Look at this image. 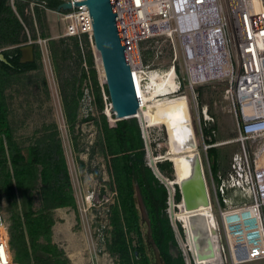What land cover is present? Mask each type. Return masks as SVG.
Returning a JSON list of instances; mask_svg holds the SVG:
<instances>
[{
	"label": "rangeland",
	"instance_id": "rangeland-1",
	"mask_svg": "<svg viewBox=\"0 0 264 264\" xmlns=\"http://www.w3.org/2000/svg\"><path fill=\"white\" fill-rule=\"evenodd\" d=\"M17 2L25 4L22 16L16 10ZM7 4L12 7L21 22L22 38L27 39L21 44L35 43L40 52L38 69L11 76L4 88L13 140L25 151L31 144L40 143L44 146L51 144L53 132L56 130L75 199L74 206H55L53 201L40 192L41 182L38 176L31 206L34 212H39L47 221L50 220L49 240L41 236L35 247H32L26 239V247L30 254L26 263H20L10 248L12 256L10 264H38L39 260L47 261L49 264H134L137 238L124 227L122 213L117 205V192L109 165L110 157L105 151L100 130L101 113L105 114L106 107L110 109V100L104 90L105 82L101 79L104 74L101 63L98 64V54L89 40V46L94 52L103 110L94 101V88L87 63L88 46L82 35H79L81 58L74 49L64 58L58 52L56 69L49 41L66 37L63 36V24L56 9L38 6L40 18L44 21L43 27L37 20L35 2L7 0ZM42 31H46L47 36H41ZM38 39L40 43L37 42ZM14 46L0 38V51ZM139 50L145 72H150L145 75L134 71V83L139 99V110L136 114L144 119L142 126L146 164L149 167L153 164L158 170V165L162 166V173L159 172L169 188L168 193L167 191L165 194L159 191L155 193L163 220L162 230H165L168 236L169 251L173 257H180L183 264H264V258L237 263L232 261L228 234L220 209L231 210L232 207L228 206H233L235 199L240 202L244 198L238 197L237 194L236 197L232 188H229L224 190L222 196L231 198L232 202L227 201L224 206L218 190L216 196L215 190L219 181L210 170L212 160L207 153L208 143L201 114L198 121L196 109L189 100L190 95L185 93V81L178 72L180 88L177 90L174 75L168 69L173 57L169 38L149 37L139 44ZM227 86L226 82L198 86L195 89L196 99L199 112V107L206 105L208 114L213 118L212 127L215 132L212 135L214 139L212 142L217 143L215 147L218 154V173L221 176L233 174L236 181H245L256 170L255 157L259 155L258 151L264 143V137L241 134L242 123L238 102L224 96ZM79 90L82 91L81 95L78 94ZM75 95L77 105L74 107ZM64 98L69 104V111L76 112L72 126H69L65 119ZM107 119L111 124L114 123L113 116H107ZM197 154L202 162L215 230V233L208 230L214 247V256L210 258L197 256L198 249L192 240L193 231H189L190 225L188 221L185 222L186 218L181 219L189 212L183 208L181 199L178 202L174 200L172 221L167 211L168 199L172 195L175 197L176 187L179 190V180L190 173ZM151 159L154 163H151ZM260 159V164L263 165L264 158ZM139 204L141 207L140 201ZM141 211L145 220L143 232L147 246L153 251L151 253L153 263L157 264L155 247L148 236L149 222L146 211L143 207ZM19 212L18 199L15 202L9 201L0 195V214L7 222L8 228L12 215ZM195 221L199 224L198 219ZM232 222L235 228L233 234H236L234 243L238 244L235 252L239 254L237 260H241L245 257L241 253L245 251L246 243L251 242V239L256 242L257 237L253 235L256 233L254 230L256 226L252 219ZM237 227L239 230H236Z\"/></svg>",
	"mask_w": 264,
	"mask_h": 264
},
{
	"label": "built area",
	"instance_id": "built-area-1",
	"mask_svg": "<svg viewBox=\"0 0 264 264\" xmlns=\"http://www.w3.org/2000/svg\"><path fill=\"white\" fill-rule=\"evenodd\" d=\"M81 1L61 0L71 4L69 9L57 11L64 28L63 36L87 34L91 39L88 8L83 3L75 5ZM114 1L132 73L137 71L146 75L150 72H145L139 55V44L143 40L156 36L169 38L173 57L168 69L174 75L177 90L180 88V73L198 121L202 117L203 125L210 131L206 136V148L217 143L211 142L215 131L207 106L199 107L200 112L198 109L195 89L203 85L226 82L224 96L238 102L241 134L264 137V0ZM37 42L40 43V39ZM243 100L249 103L248 113L244 111ZM258 152L254 174L245 181H236L233 174L221 176L218 173L219 183L215 191L216 196L217 190L222 196L224 190L232 188L236 197L244 198L240 202L235 199L233 206H228L232 207L231 210L253 208L254 212L257 211L264 243V164H260V158H264V143ZM224 197V206L227 201L232 202L231 198ZM222 211L228 210L220 209ZM246 244L244 254L240 253L247 256L251 246L253 258L246 257L244 261L264 258V244L262 246L258 237L256 242ZM0 250V264H10L8 224L1 214Z\"/></svg>",
	"mask_w": 264,
	"mask_h": 264
},
{
	"label": "trees",
	"instance_id": "trees-1",
	"mask_svg": "<svg viewBox=\"0 0 264 264\" xmlns=\"http://www.w3.org/2000/svg\"><path fill=\"white\" fill-rule=\"evenodd\" d=\"M25 1L35 2L37 20L43 27L44 21L40 18L41 12L38 6L42 5L44 8L56 9L61 3V0ZM15 6L18 14L22 16L25 4L17 2ZM21 29V22L12 7L7 4V0L2 1L0 4V38L15 46L0 51L5 58V61L0 59V195H3L9 201L14 200L15 202L16 199L19 201L20 212L12 215V221L8 228L9 247L15 252V257L20 263H26L30 258L26 247V239L32 247H35L36 241L41 236L49 240L48 224L50 220L47 221L43 214L34 212L31 206L38 176L41 182L40 192L53 201L55 206H74L75 199L72 193L67 163L56 130L53 132L54 136L51 144L45 146L40 143L31 144L26 147L25 151L13 140L8 121V106L3 93L4 88L11 76L38 69L40 58V52L36 48L37 45L33 43L32 60L20 61L22 54L20 48L23 46L21 43L27 41L25 37L22 38ZM40 35L47 36V32L42 31ZM81 35L88 46L87 63L94 88V101L103 110L104 105L97 78L94 52L89 46V40L91 41V39L87 34ZM33 37L35 38V35ZM49 45L53 65L56 69L58 68V52L64 58L74 49L81 58L79 36L61 37L58 40L51 39ZM100 63L98 59V64ZM85 75L83 71V77ZM101 79L104 80V77ZM104 90L108 94L105 84ZM78 94L81 95L82 91L79 90ZM75 97L73 99L74 107L77 105V96L75 95ZM63 108L66 122L69 126H72L76 118V112L69 111L66 98L63 100ZM105 114L108 117H114L115 113H112L106 107ZM105 114L101 113L100 130L105 151L110 157L109 165L116 187L117 205L122 213L124 227L137 238V246L134 248L137 257H135L134 264H154L151 256L153 251L148 248L143 232L145 220L139 204L140 200L149 222L148 236L157 249L161 264H183L182 259L173 257L167 247L168 236L166 231L162 230L163 220L155 198V193L159 191L165 194L167 188L146 164L145 144L137 118L114 119V123L111 124ZM204 131L206 136L210 133L206 127ZM212 140L214 139L211 137V142ZM207 153L212 160L211 173L214 177H217L218 154L216 147H208ZM169 163L171 164L170 161ZM158 168L162 173L160 164ZM180 199L181 195L178 187H176L174 200L178 202ZM38 264L49 263L39 260Z\"/></svg>",
	"mask_w": 264,
	"mask_h": 264
},
{
	"label": "water",
	"instance_id": "water-1",
	"mask_svg": "<svg viewBox=\"0 0 264 264\" xmlns=\"http://www.w3.org/2000/svg\"><path fill=\"white\" fill-rule=\"evenodd\" d=\"M0 0V4H1ZM85 4L88 8L92 30L91 41L92 45L100 59L104 82L107 87V92L110 100V109L114 111L115 120L136 117L142 132V137L145 143L143 118L137 116L139 110V99L135 88L132 67L129 62L128 53L115 5L114 0H83L75 3ZM71 7L69 2H61L56 11L66 10ZM20 61L25 62L33 58V43H28L21 46ZM0 59L5 61L3 54L0 52ZM106 112V109H105ZM151 163L153 159H151ZM155 176L165 185L169 192L166 180L159 172L157 167L153 164L150 165ZM179 192L181 195V202L185 210H196L210 205L209 193L203 172L201 158L197 154L195 163L190 173L179 180ZM174 195L168 199V214L172 221L175 210ZM141 207L143 204L140 200ZM144 209V207H143ZM145 210V209H144ZM199 214V213H198ZM198 214H190L189 220L191 221L189 231H193L192 240L198 249V257H213L214 247L213 240L209 233V229L203 227L204 235H199L197 231V219L205 221V218L197 216ZM202 216V214H200ZM188 220V221H189ZM200 229V228H199ZM203 236V237H202ZM155 247V246H154ZM157 257V264H161L160 258L155 247Z\"/></svg>",
	"mask_w": 264,
	"mask_h": 264
},
{
	"label": "bare ground",
	"instance_id": "bare-ground-1",
	"mask_svg": "<svg viewBox=\"0 0 264 264\" xmlns=\"http://www.w3.org/2000/svg\"><path fill=\"white\" fill-rule=\"evenodd\" d=\"M134 69V68H133ZM135 70V69H134ZM133 78H134V72H133ZM242 105H243V108H244V111L246 112V113H248L249 112V110H250V106H249V103L248 102H246V101H242ZM110 111H111V109H110ZM112 113H115L114 111H111ZM199 213V214H198ZM190 214H198L197 216H199V217H202V218H205V221L203 222L202 220H199V224H198V222H197V224H196V226L197 227H199V228H197V231H198V234L199 235H204V233H203V227H207L206 229H209V230H211L212 231V233H215V230H214V224H213V219H212V213L210 212V209H209V206H206V207H202V208H199L198 210L196 209V210H191V211H189V212H187V213H185V215H183L182 217H181V219H184V218H186V221L185 222H187L188 220H189V218L187 219V217H189V215ZM200 214H202V216L200 215ZM220 214H221V216H222V219H223V222H224V225H225V227H226V230H227V234H228V240H229V243H230V252H231V258H232V261L234 262V263H237V262H242V261H244L243 259H245L246 257H248L249 259H252L253 257L251 256L252 255V249H251V246H249V255H247V256H245L242 260H237V258H238V255L239 254H237L236 252H235V248H236V246H238V244L236 245L234 242H235V240H236V237H235V235L236 234H233L234 232L233 231H235V228H234V225L232 224V223H234V222H232V221H237V220H240V221H242V222H244L245 220H247V219H252V220H254V222H255V231H256V233L255 234H253V235H256V237H258V239L261 241V243H262V246H263V236H262V231H261V225H260V223H259V217H258V213H257V211H253V208H250V209H242V208H240V210L238 209V210H228V211H222V212H220ZM231 218H232V220H231ZM234 219V220H233ZM191 221L189 220L187 223L190 225L191 223H190ZM237 225V224H236ZM243 227V226H242ZM225 229V228H224ZM238 229V227L236 228V230ZM239 230V229H238ZM244 230V229H243ZM237 232V231H236ZM225 233V232H224ZM192 234H193V232H192ZM226 234V233H225ZM240 234H242V233H240ZM239 236V235H238ZM203 237V236H202ZM234 237H235V239H234ZM250 237V236H249ZM249 239V238H248ZM248 241H250V239L248 240ZM251 241H253V239L251 240ZM242 242V241H241ZM242 244V243H241ZM249 244H250V242H249ZM230 254V253H229ZM240 258V257H239ZM261 259V258H260Z\"/></svg>",
	"mask_w": 264,
	"mask_h": 264
},
{
	"label": "flooded vegetation",
	"instance_id": "flooded-vegetation-1",
	"mask_svg": "<svg viewBox=\"0 0 264 264\" xmlns=\"http://www.w3.org/2000/svg\"><path fill=\"white\" fill-rule=\"evenodd\" d=\"M2 1H4V0H2ZM2 1H1V2H2ZM32 52H33V50H32ZM28 61H29V60H28Z\"/></svg>",
	"mask_w": 264,
	"mask_h": 264
},
{
	"label": "snow or ice",
	"instance_id": "snow-or-ice-1",
	"mask_svg": "<svg viewBox=\"0 0 264 264\" xmlns=\"http://www.w3.org/2000/svg\"><path fill=\"white\" fill-rule=\"evenodd\" d=\"M0 251H2V250H0Z\"/></svg>",
	"mask_w": 264,
	"mask_h": 264
}]
</instances>
